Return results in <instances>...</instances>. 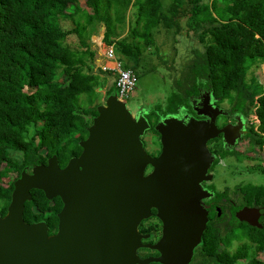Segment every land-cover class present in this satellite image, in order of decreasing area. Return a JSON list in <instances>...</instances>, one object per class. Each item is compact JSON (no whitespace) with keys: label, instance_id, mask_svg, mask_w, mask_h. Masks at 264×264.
<instances>
[{"label":"trees","instance_id":"obj_1","mask_svg":"<svg viewBox=\"0 0 264 264\" xmlns=\"http://www.w3.org/2000/svg\"><path fill=\"white\" fill-rule=\"evenodd\" d=\"M161 1L0 0V217L24 168L44 165L51 156L63 168L78 155L77 142L96 116L95 106L77 107L79 97L93 102L99 75L110 74L98 68L92 72L95 52L89 39L96 26L103 27L104 46L112 45L123 68L135 75L143 50L153 44L152 30L176 32V20L185 16L200 49L190 51L162 116L190 111L191 100L209 93L216 104H233L244 117L253 114L264 134V0H168L165 8ZM60 19L70 20L72 28L62 29ZM122 30L124 36L118 38ZM70 35L76 38L75 50L64 45ZM257 69L259 79L251 77ZM256 141L260 147L263 138ZM9 173L15 174L12 180ZM244 190L264 207V185ZM60 207L58 198L46 200L42 192L31 190L22 220L43 222L52 235ZM260 224L261 229L236 223L224 230L209 222L193 264H264L256 259L264 257V214ZM236 232L244 241L228 253Z\"/></svg>","mask_w":264,"mask_h":264},{"label":"water","instance_id":"obj_2","mask_svg":"<svg viewBox=\"0 0 264 264\" xmlns=\"http://www.w3.org/2000/svg\"><path fill=\"white\" fill-rule=\"evenodd\" d=\"M209 99L203 93L197 106L191 105L208 124L175 115L157 120L152 130L160 153L151 158L141 142L150 128L145 113L132 115L115 95L105 97L85 129V140L77 142L78 157L59 168L51 156L29 173L24 168L12 183L0 217V264H189L207 220L199 205L210 197L200 186L210 180L206 142L218 133L224 141L230 135L232 142L238 131L215 130L221 110L212 108ZM146 167L152 170L143 175ZM31 190L61 203L52 235L43 222L22 220ZM151 209L161 223V237L152 246L159 256L140 260L136 251L147 246L141 245L137 226ZM256 215V209H242L235 217L260 229Z\"/></svg>","mask_w":264,"mask_h":264},{"label":"rangeland","instance_id":"obj_3","mask_svg":"<svg viewBox=\"0 0 264 264\" xmlns=\"http://www.w3.org/2000/svg\"><path fill=\"white\" fill-rule=\"evenodd\" d=\"M206 1V0H204ZM168 0H162L163 8L168 4ZM127 14V13H126ZM186 17L177 19L179 30L174 31L170 29L169 31H164L161 27H156L152 30V40L153 44L151 47L144 49L141 54L140 62V72H135L136 81L132 91L128 94V98L123 102L126 109L134 114L138 110L142 113H145L146 117H151L155 119L157 117H162L163 108L166 101V98L172 91H176L177 87L173 83L175 79L179 76V71L182 70L183 66L191 58L190 51L192 49H200L199 44L195 41V38L192 35V32L188 30L186 26ZM59 25L62 29L67 30L72 28V23L68 19H60ZM98 27L93 30L94 36L91 39V44L89 47L93 52L94 61L98 59V47L101 46V37L97 34ZM102 32H100L101 35ZM124 31L118 33V38L124 36ZM117 38V39H118ZM93 39L98 43H95ZM64 45L72 50H75L77 47L76 38L73 35H70L66 38ZM97 47V48H96ZM101 50V48L99 49ZM114 50V47H113ZM117 56V55H116ZM118 58V56H117ZM92 64H90L91 67ZM97 69L96 67L92 68V72ZM251 77L259 79L261 77V72L259 69L254 70L251 74ZM57 80H63V78H58ZM112 75L108 73L100 74L98 85L96 87L97 95L95 100L88 104L85 97L80 96L77 107L85 109L88 106H97L103 105L104 99L107 96L115 95V90L111 85ZM196 101V100H195ZM223 108L227 111L229 107L224 104ZM228 108V109H227ZM183 110V109H178ZM221 110V109H220ZM248 120L256 124V118L253 114H249ZM40 126V123L36 125ZM31 130L27 134V138L31 136ZM148 134H145L143 139L144 150L148 153L153 152L157 149V143L153 141V138H147ZM156 147V148H154ZM243 144H237L233 150V153L238 154L244 150ZM263 153V155L261 154ZM156 154V152H155ZM251 158H246L245 160L240 161L238 164L235 162H230L231 160H225L224 165L220 164L217 166L216 175H214L213 184L215 185L216 191L218 194L224 192L226 196L231 197L230 190L225 191L223 187L228 189L232 187V184L243 185L249 183L251 185H264V174L260 173L261 169H255V167L260 166L264 169V152L251 151ZM229 164V165H228ZM259 168V167H258ZM8 179L12 180L15 177L14 173H9ZM233 177V178H232ZM2 202H0V205ZM227 230V229H225ZM244 241V237L239 232H236L231 239V244L228 248V253H232L235 248ZM196 255V252H195ZM256 259L260 261L264 260V257L261 255H256ZM195 263V256L193 262ZM236 264H246L244 261L236 262Z\"/></svg>","mask_w":264,"mask_h":264},{"label":"flooded vegetation","instance_id":"obj_4","mask_svg":"<svg viewBox=\"0 0 264 264\" xmlns=\"http://www.w3.org/2000/svg\"><path fill=\"white\" fill-rule=\"evenodd\" d=\"M200 93L198 94L197 98H199V96L201 95ZM196 99L191 100V102L189 103L190 111H187L185 109H183L182 111L177 110V112L174 115L178 116L179 119L185 116L186 117L185 119L193 118L197 122L208 124V119L206 117L200 115L197 116L191 110V105L192 103L195 102ZM216 101H217L216 99L210 96L209 99L210 106L212 108H217L218 110L221 109V115H217L214 119L213 125L215 130L220 131L221 129L226 128L228 133L230 134L232 133V131H234V129H238V131L236 136H233L234 133L232 134L233 136L232 138H234L232 142L230 141L231 139L230 135H228L229 137L228 140L224 141L222 133H218L215 138L206 142V148L211 156L210 163L206 172L208 175H210V180L208 182H202L200 186L206 193L210 194V197L206 199H202L199 203L200 207L205 211L206 214L207 220H206L205 228L209 224V222L211 224V227L213 228H216L217 225L220 223L221 227L224 228V230L225 229L229 230L230 228L234 227L236 223L246 225L244 222L238 221L235 217V214L242 209H256L257 223L260 224V220L264 214V207L262 205H257V202L255 201V196L248 195L244 190L245 187H247L248 185L251 186V184L249 183H245L243 185L232 184V187L229 189L227 187H223L225 191L230 190L231 197H229L226 196L224 192L218 194L215 185L213 184V181H214V175H216L217 166H219L220 164L224 165L225 160L231 159L229 161V164H231L230 163L231 161L235 162V164H238L240 161L245 160L246 158L247 159L251 158L250 153L252 150L257 152H264V134L258 130L259 123L257 120H256L257 123L254 124L248 120V117H244L242 116V114L238 113L234 109L233 104L232 105L227 103L216 104ZM224 104H226L227 107H229V109L227 108L228 109L227 111L223 108ZM195 105L197 106L196 102ZM199 108L201 109V106ZM136 113L137 112H135L132 115H135ZM145 115L146 114H144V118L148 121L150 128L144 133V135L148 134L147 136L148 139L150 137L153 138V141L157 143V149H155L151 153H148L146 150L144 151L151 158H157V156L160 153V146L158 143L159 138L158 135L152 130V128L156 124L159 118L161 120L165 116L157 117L156 119H151V117H146ZM259 137L263 138V142L260 147H258V143L256 141V139ZM85 138L86 135L83 139L79 141L85 140ZM141 142L142 144L144 143L143 139L141 140ZM237 144H243V146L245 147L244 150L239 153V155L233 153V150ZM143 149H144V145H143ZM80 151L78 155L80 154ZM261 154L263 155V153ZM78 155L74 157H78ZM255 169H261L260 173L264 174V169L261 168L260 166L255 167ZM151 170L152 169L150 167H146L143 175L150 173ZM29 171L30 169L26 170L27 173H29ZM137 232L140 236H142V239L140 240L141 245L147 246L137 249L136 256L138 257V259L144 260V259L157 258L159 256L158 251L153 249L152 246L161 237V223L155 217V210L151 209L149 211L148 218L142 220L138 224ZM196 249H194L193 251L189 264L193 262L194 256L196 258L195 255ZM150 264H156V263H150Z\"/></svg>","mask_w":264,"mask_h":264},{"label":"built area","instance_id":"obj_5","mask_svg":"<svg viewBox=\"0 0 264 264\" xmlns=\"http://www.w3.org/2000/svg\"><path fill=\"white\" fill-rule=\"evenodd\" d=\"M103 56L110 63L100 66V70L112 75L111 83L115 90L116 100L124 102L134 87L136 77L131 70L123 68L122 62L117 58L112 45L104 46Z\"/></svg>","mask_w":264,"mask_h":264},{"label":"crops","instance_id":"obj_6","mask_svg":"<svg viewBox=\"0 0 264 264\" xmlns=\"http://www.w3.org/2000/svg\"><path fill=\"white\" fill-rule=\"evenodd\" d=\"M100 32H102L103 33V27L102 26H98V31H97V34H98V36L99 37H101V40H102V33H101V35H100ZM94 35H92L90 38H92ZM90 40V43H91V39H89ZM94 40V42L95 43H98V42H96L97 40H99V39H93ZM96 40V41H95ZM97 48V47H96ZM101 48V50H99ZM94 51V50H93ZM97 53H98V59H96L95 61H94V67H96V68H98V69H100V66H103V65H108L110 62H107L106 60H105V58H104V56H103V54H104V44L103 43H101V46H99L98 47V51H97Z\"/></svg>","mask_w":264,"mask_h":264}]
</instances>
